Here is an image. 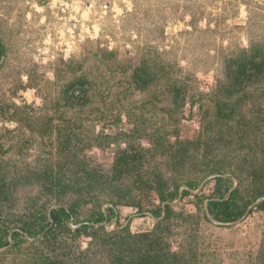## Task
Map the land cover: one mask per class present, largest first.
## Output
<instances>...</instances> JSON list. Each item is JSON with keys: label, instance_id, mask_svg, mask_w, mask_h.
I'll return each mask as SVG.
<instances>
[{"label": "rangeland", "instance_id": "obj_1", "mask_svg": "<svg viewBox=\"0 0 264 264\" xmlns=\"http://www.w3.org/2000/svg\"><path fill=\"white\" fill-rule=\"evenodd\" d=\"M0 40V227L34 225L50 206L82 200L52 236L11 237L0 264H119L109 234L126 226L160 236L187 263L264 264V197L249 203L262 182L252 171L264 170V80L231 96L222 89L230 57L264 48V0H0ZM225 101L235 104L228 119L218 113ZM183 141L193 145L179 158ZM129 147L139 154L134 169L111 181ZM218 167L238 175L231 189L240 188L244 214L251 208L239 222L222 225L209 212V199L220 197ZM82 169L105 175L63 192L58 181L73 184L71 172ZM159 176L176 193L164 203ZM118 199V217L90 234L67 228ZM130 199L146 213L123 203ZM166 203L174 213L157 223L149 210Z\"/></svg>", "mask_w": 264, "mask_h": 264}, {"label": "trees", "instance_id": "obj_2", "mask_svg": "<svg viewBox=\"0 0 264 264\" xmlns=\"http://www.w3.org/2000/svg\"><path fill=\"white\" fill-rule=\"evenodd\" d=\"M5 54V49L2 41L0 40V61ZM240 55L230 57L228 62L229 70L225 71L224 81L222 85V89H226L228 96H231L239 91H246V85L249 83H254L255 81L261 82L264 80V48L260 44H253L250 48H244ZM146 70L141 69V81L144 85L147 84L150 76L148 75ZM79 88L83 90L86 85V81L81 78L78 82ZM75 84V83H74ZM247 92V91H246ZM244 97L247 96L244 93ZM235 111V104L224 102L221 105H218V113L222 115V118H230ZM209 127H211L209 125ZM208 127V128H209ZM206 129L207 132L209 129ZM190 142V141H189ZM188 141H183L181 149L178 148L176 150L175 155L179 158H184V153L190 149V145H193V142L189 143ZM131 149H127L123 151L124 153L118 157H116L113 166H112V175L111 181L115 179H120L130 174L134 169L132 167V160L137 158L138 152H131ZM130 150V151H128ZM127 153V154H126ZM66 162H69L68 159H65ZM72 164V167L78 165L76 162H69ZM84 168V167H83ZM261 169V168H260ZM83 170V169H82ZM225 169L223 167H218L217 169H213V172L217 174L213 177V182L215 184L214 195L220 194V197H211L208 202V209L210 214L219 222H232L240 219L244 214V211L240 209L237 202V194L239 193V187L235 189H231L234 183V176H238L235 173H231L230 175L224 174ZM74 176L73 184L62 183L61 180L58 181L57 185L65 192L67 189L71 187L77 186L78 189L84 188H92L96 185L97 181L104 177L98 171L86 172L83 170V175L79 176L77 172H71ZM253 183L260 182L258 186L253 187L254 194L250 199L249 203H253L260 197H264V170L258 171L254 169L252 171ZM110 177V176H109ZM159 179H162L160 184H157L158 195L161 203H164L171 198L175 197L176 193L174 192H166L165 186L167 185L166 180L163 176H159ZM144 182V181H143ZM252 183V184H253ZM254 183V184H255ZM79 185V186H78ZM189 187H193L194 183L189 182ZM62 192V193H63ZM62 193H54L56 196V202L62 196ZM190 193V190L183 189V195H187ZM229 193V196L227 194ZM122 199H118L115 202H112V205L108 207V213H105L102 209H97L96 216H92L88 221L82 222L78 227L73 230L69 226L67 228L75 232L76 235L79 234H90L91 232L88 229L96 223L102 222L105 219L108 221L111 219V216H117V205ZM54 201V202H55ZM89 202V201H84ZM59 204L50 206L46 212L41 213L40 220L35 221L34 225L32 221H27L24 223L22 227H12L11 229L0 227V247L7 246L11 243V237H17L19 234H28L33 236H39L43 232L49 233V236H52L55 232V227L57 225L62 226L67 223L70 219H75V215L78 211V207L82 205V200L76 199L74 203L71 205H65L62 201L58 202ZM124 204H131L135 206H141V214H145L146 211L143 209L142 204L139 201L126 200L123 202ZM258 207L264 208V199L258 203ZM154 216L160 218L157 223H162L168 218L171 217L172 213H174L172 205L166 203L164 205H160L156 209L149 210ZM251 211V210H250ZM1 216V215H0ZM43 221H47V223L43 224ZM93 222V224H92ZM39 226V229L34 226ZM0 226H2V219L0 217ZM102 227V226H99ZM36 228V229H35ZM117 234H109V238L113 240L116 244L117 250L113 254L114 260L119 264H191L187 263L179 257L178 252L167 250L164 244L161 242V238L158 235H155L153 232L147 233H139L133 234L127 230V226L117 230ZM45 234V233H44ZM135 244V248L131 247V243ZM141 245H143V249L141 250ZM129 247L130 257L126 255V247ZM119 250V251H118Z\"/></svg>", "mask_w": 264, "mask_h": 264}, {"label": "water", "instance_id": "obj_3", "mask_svg": "<svg viewBox=\"0 0 264 264\" xmlns=\"http://www.w3.org/2000/svg\"><path fill=\"white\" fill-rule=\"evenodd\" d=\"M181 197V196H180ZM179 197V198H180ZM250 207H249V209L246 211V213L240 218V219H238V220H236V221H232V222H219L220 224H222V225H225V224H232V223H236V222H239L240 220H242V219H244V217H246V215L250 212Z\"/></svg>", "mask_w": 264, "mask_h": 264}]
</instances>
